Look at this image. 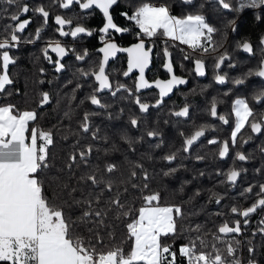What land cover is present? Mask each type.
Segmentation results:
<instances>
[{
	"label": "snow or ice",
	"instance_id": "obj_1",
	"mask_svg": "<svg viewBox=\"0 0 264 264\" xmlns=\"http://www.w3.org/2000/svg\"><path fill=\"white\" fill-rule=\"evenodd\" d=\"M187 6H191L194 0H181ZM207 2V0H206ZM216 5L223 10H231L239 14L245 7V0H213ZM119 0H52V4L63 10H70L74 5L81 10L80 14L69 17L66 14H56L54 17L43 3L30 6L27 0H0V5H7L15 8L8 15L11 23L6 24L0 31V97L11 96L9 87L14 84L9 68L15 65L17 60L10 54L12 49L19 47L21 35L32 23L28 14L38 15L42 18V24L38 26L34 33V38L26 40V43H34L41 39L42 32L49 24L50 18L56 26L55 32L61 38L70 37L76 40L81 35L92 37L94 33L99 34L101 46L97 52L101 54L97 61H93L87 68H78L79 77L87 80L93 79L92 90L85 98L91 105L100 109H106L108 105L102 102V94L105 91L115 96L120 91H125L129 96L134 97V102L139 107L141 113H147L150 107H159L163 104L164 98L169 96L175 88L188 83L186 79L175 74L171 60V53L167 41H178L187 45L193 52L203 55L218 52L223 47V42L215 39L219 29L211 24L200 5V10L191 14L178 17L172 14L171 5L168 3L154 4L150 0H142L129 15L121 12L120 15L130 22H134L138 28L136 33L137 42L130 47L120 46L113 38V33L123 34L130 32L128 27L119 26L115 22V17L110 11L117 6ZM247 6L258 8L264 7V0H247ZM9 7H0V15L9 12ZM99 10L102 14L103 24L98 29L87 27L83 20L92 14L90 10ZM21 17H28L21 19ZM257 19H260L257 16ZM235 20L228 21L227 26L235 31ZM158 35L165 38L163 55L166 62L163 67L169 74L167 80L156 79L149 81L146 79V69L149 68L153 46L146 45V39L152 40ZM260 44L264 45V37H261ZM243 52L254 54V48L250 42H243L237 45ZM51 53L57 59L53 60ZM127 53V68L122 75L128 77L134 70L138 72V79L134 82V89L129 88L124 83L115 82L112 73L108 70L109 61L115 58L118 53ZM74 55L77 61L86 62V58L92 53L88 48L77 50L69 47L61 39H50L46 46L41 49L43 58L54 65L56 73H61L65 69L63 59L69 54ZM189 59V56H185ZM232 56L227 50L219 53L215 62L214 80L219 84L226 83L227 73L221 74L222 66L229 62V68L237 65L232 63ZM205 62L202 58L194 61V71L197 76H205ZM43 75L45 69L41 68ZM245 77L264 78V59L260 61L255 69L249 70ZM40 83H44L43 80ZM51 83V81H49ZM71 83V81H69ZM236 85L246 83L245 78L234 80ZM83 87L77 83L73 89L72 99H75V92ZM155 87L159 91V98L154 105L144 103L139 96L142 89ZM19 94V89H16ZM224 95H231L229 90ZM252 99L258 103H264V90L258 91ZM52 102L49 92H41L37 103L39 108H43ZM84 101H81V104ZM218 101L213 98L208 109L209 115L218 118L223 124H228L229 119L225 115L218 114ZM176 117H189V106L185 104L179 111L172 113ZM231 114L234 115V127L229 139H210L209 144L219 145L218 155L226 158L229 155L230 147L235 148L240 140L246 144L252 140L253 135L264 134V113L258 112L252 104L245 98H237L231 106ZM67 116L68 113H65ZM100 115L99 112L85 111L80 123V130L83 133L91 131V118ZM38 120L36 110H19L16 105L7 103L0 104V264H257L255 260V248L249 247V258L245 262L240 255L241 241L236 237L242 235L243 226L249 224V217L256 213L258 209H264V183L258 186L249 185L244 193H253L254 187H258L257 199L247 208L237 205L230 207V213L238 219H223L215 231L205 233L200 224L190 227L188 232L195 233L181 244L178 251L173 244L166 242L168 237L180 235L179 221L187 218L184 205L181 204H161V194L158 191H151L149 181L151 179L143 163H128L131 168L125 177L123 173L119 176L113 174L120 170L115 163H108L101 170L90 172L81 177L86 186V190L78 187L71 188L64 198V188L61 186L54 198L50 199L46 195L45 181L41 178L44 169L49 164V147L54 143V133L38 128H31L30 140L26 136L29 132L30 122ZM132 127H138V120L133 117L130 120ZM210 126H200L190 135L180 133L183 140V150L189 149L205 136L206 130ZM245 128L250 129L253 135L246 139L242 138ZM97 128L92 132V139H98ZM148 137H158L161 135L156 130L147 131ZM131 149L134 141L126 134L121 136ZM38 140L40 141L38 145ZM156 147H160L157 144ZM115 149V145H113ZM117 151L119 149H116ZM134 150V149H133ZM93 151L92 145L79 150L69 157V168L79 159L87 162ZM264 152V147L261 148ZM176 158V153H170L161 159L171 164ZM148 159H152L151 156ZM203 159V157H197ZM250 157L244 152L236 151L235 160L245 162ZM177 168L170 167L164 171V176H170L177 172ZM244 168H229L224 173L218 175L226 176V182L232 186L237 184L238 178ZM259 171V170H257ZM223 182V181H222ZM187 183V182H185ZM90 184V188L87 186ZM129 189L140 194L142 204L137 208L133 203L125 199ZM81 192L79 198L74 193ZM180 191H183L181 186ZM197 190L193 196L189 197V202L200 196ZM223 197L216 192H211L208 198L209 203L220 204ZM81 209L78 216L72 213L73 208ZM135 214V215H134ZM224 216V213H216ZM109 216L116 220L127 219L126 233L127 240L131 241L126 251L120 245L108 246L105 244L104 235L101 229L108 227L106 221ZM83 230V231H82ZM264 235V219L260 221V227L252 233L253 236ZM107 235L113 238V233ZM211 236V240L207 236Z\"/></svg>",
	"mask_w": 264,
	"mask_h": 264
},
{
	"label": "trees",
	"instance_id": "obj_2",
	"mask_svg": "<svg viewBox=\"0 0 264 264\" xmlns=\"http://www.w3.org/2000/svg\"><path fill=\"white\" fill-rule=\"evenodd\" d=\"M193 6L190 7L192 10L190 14L200 10V6ZM202 11L207 20L219 29L215 36L216 41L224 42L226 39L225 31H229V28L226 27L230 20L227 19L228 15L221 13L219 8L211 6H204ZM172 12L175 13L173 10ZM258 14V11L254 12V16ZM261 14L260 22H256L254 19L253 21L250 16H246L243 21H240L237 30L239 37L264 32V11ZM182 15H185V12L184 14L182 12ZM41 49V44L35 43L30 46L29 50L24 51L20 47V49H15L10 53L17 60L16 64L9 68L10 75L14 80V84L8 89L12 95L0 97V104L11 103L21 111L36 110L38 120L30 122L29 129L35 127L54 133V143L49 147L50 166L44 169L41 174V178L45 181L46 195L50 199L54 198L61 186H67L64 188V198H68L66 194L73 187L86 190L81 177L97 168L102 170L108 163L117 164L120 170L113 174L114 176L123 173L125 177L131 168L128 163L129 160L143 163L151 177L149 181L150 190L160 192L162 205L182 203L186 214L195 213L178 222L180 235L166 238V242L173 244L177 251L190 235H195V233L190 234L188 232L190 227L200 224L203 232H213L223 219L239 218L231 215L229 211L231 206L237 205L241 208H247L257 199L258 187H254L253 193H244V190L250 184L258 186L264 183V152H261V148L264 146H245L244 148L233 149V151L230 149L229 155L221 161L216 159V150L212 149V146H202L201 149H197L195 146L188 153L183 152L182 146L156 147L135 146L133 144L130 149L128 143L121 139V136L126 134L135 143L138 134L137 130L135 131L131 126L125 125L124 120H122L128 113L136 110L130 105V101H126L124 96L120 94L111 98H109L110 94L108 93L100 94L102 102L108 107L106 109L91 107L88 100L85 99L92 90L91 79L85 80L79 77L77 71L67 66L61 73H56L55 70L46 65ZM170 53L174 63L183 62L185 56L192 55L188 52H184V55L177 47L176 50L171 49ZM41 68L45 69L43 75L39 71ZM41 80L44 83H40ZM77 83L83 84V87L75 92L76 98L72 99L73 89ZM16 89H19V94L16 93ZM203 90L206 92V99L202 101L200 98L196 105H192V110H207L208 101L211 102L214 97V90L208 86H204ZM45 91L50 93L52 102L43 108H39L37 103L40 99V93ZM81 101L84 103L81 104ZM158 109L167 110L165 107ZM85 111L100 113V115L91 118L92 127L89 133H83L79 127ZM120 112L123 114L120 115ZM65 113L68 115L66 116ZM97 128L99 129L97 133L99 138L93 140L92 132H95ZM39 143L38 140V145ZM88 145H92L93 151L87 162H81L78 159L69 168V157ZM113 145H115V149ZM236 151L244 152L250 159L247 162H237L234 157ZM173 152L176 153V158L171 164L161 159ZM149 156L152 157L151 160L148 159ZM197 157H203V159H197ZM233 166L247 170L241 174L235 186L226 184L224 175H218L221 172L226 173ZM170 167L177 168V172L170 176H164L163 172L168 171ZM181 186H183L182 192L180 191ZM87 188H90V184ZM197 190L200 191V196L189 202V197L193 196ZM211 192H216L223 197L220 204L208 202ZM73 195L79 198L81 192L77 191ZM125 199L137 208L142 204L140 194L131 189H129ZM80 211L81 209L74 207L72 213L74 216H78ZM216 213H224L225 215L222 217ZM248 219L250 222L246 227L242 224V235L236 237L241 241V258L244 261L248 259V248L253 247L256 250L254 256L257 264H264V235H260L258 232L257 235H252L260 227V221L264 219V209H258ZM127 222V219L116 220L112 216L107 218L108 227L101 229L106 245H120L126 251L128 250L131 241L127 240L125 227ZM108 232L113 233V238L107 235ZM207 239L211 240V236L208 235ZM180 264H184L183 260L180 261Z\"/></svg>",
	"mask_w": 264,
	"mask_h": 264
},
{
	"label": "flooded vegetation",
	"instance_id": "obj_3",
	"mask_svg": "<svg viewBox=\"0 0 264 264\" xmlns=\"http://www.w3.org/2000/svg\"><path fill=\"white\" fill-rule=\"evenodd\" d=\"M27 2L30 4V6L43 3L53 17L56 14H66L67 16L71 17L74 14L81 13V10L76 5H74L70 10H63L56 5H53L52 0H27ZM141 2L142 0H119L118 5L114 6V8L110 10L115 17V22L119 26L128 27L131 29L130 32L123 34L113 33V38L122 47H130L132 44L137 42L136 33L138 32V28L135 26L134 22L126 20L120 15V13L127 12L129 15H131ZM150 2L157 5L164 3L170 4L171 12L172 10L175 11V13L178 14V17L182 16V12L183 14L185 12V15L190 14L192 11L190 7L193 5L200 6L202 3L204 6L219 8L216 3L213 2V0H207V2L206 0H194L191 6L183 4L181 0H150ZM233 4L236 6V0H233ZM0 7L9 6L0 5ZM219 10L221 13H226L228 15L227 19L236 21V30L232 31V27L227 26L229 31H225L226 39L223 42V47L220 48L218 52L203 55L201 57L199 52H193L188 48L187 45H183L178 41H167L169 51L171 49L176 50L177 47V49L181 50L183 54L184 52L192 54L189 55V59H184L183 62H172L175 74L186 79L188 83L178 86L169 96L164 98L163 104L159 107H165L167 110H159V107H150L147 113H141L139 111L138 105H136L134 102V97L129 96L128 93L123 90L116 94L123 95L125 100H129L130 105L136 109L133 112L128 113L126 117L124 116V118H122V120H124V124L127 126H131V118L135 117L138 120V127L131 126L135 131H138L134 143L135 146H156L157 144H160V146H182L183 150L184 137H182L180 133L183 132L187 136L192 134L195 130H198L200 126L208 125L210 127L206 130L205 136L194 143L191 148L196 146L197 149H201L202 146H212V149L216 150L215 157L218 160L217 156L220 146L217 144H209L208 141L213 138L221 141L229 139L231 131L234 127V115L231 114V106L234 100L237 98L246 97L250 104H252V106L258 112L264 113V103H258L252 99V97L258 91L264 90V78L245 77V74L248 73L249 70L255 69L260 61L264 59V45L260 44V39L261 37H264V32L260 34L256 33V35L253 33L252 36L243 35L239 37V33L237 31L240 21H243L246 16H250L252 20L254 19L256 22H260L262 19L261 12L264 11V7L253 8L247 6V0H245V7L239 12V14L231 10H223L221 8H219ZM12 11H15V8L9 7L8 13L0 15V31H2L6 24L11 23V21L8 19V15ZM90 11L92 14L83 20V23L89 28L98 29L103 24L102 14L99 12V10L93 9ZM256 11H258L259 14L254 16V12L256 13ZM175 13L172 12V14L176 15ZM257 16H259L260 19H257ZM28 17H31L32 23L26 28L24 33L20 34L21 43L16 49H20V47H22L24 51L29 50L30 46L35 43L41 44L43 48L50 39H61L62 42L67 46L75 47L77 50H82L85 47L88 48L92 55L86 58V62L77 61L74 55L71 53L63 59L62 63L75 71H77L78 68H87L89 64H91L93 61H97L100 58L101 54L97 52V49L101 46L99 43L98 33H94L92 37L81 35V37L76 40H73L70 37L61 38L58 36V34H56V26L52 23L51 18L49 20L48 26L42 32L41 39L35 41L34 43H26V40L34 38L36 28L42 24V18L40 16L33 15L30 12ZM28 17H21V19H26ZM164 41L165 38L162 35H158L152 40L146 39V45L153 46L151 62L145 73L146 79H148L150 82L156 79L167 80L169 78V74L163 67L164 63L166 62V58L164 57L162 51L165 47ZM245 41L252 44L254 48V54L245 53L242 51V49L237 48L238 44H242ZM174 45L176 46L174 47ZM13 50L15 49H12L11 52ZM225 50H227L232 56L231 62L235 63L237 66L235 68H229L227 66L229 62H225V65L222 66L221 74L227 73L228 79L226 80V83L219 84L214 80V75L217 72L215 69V62L219 53H222ZM50 55L52 56L53 60L57 59L54 53L50 52ZM127 58V53H118L115 58H112L109 61L108 70L112 73V79L115 82L124 83L129 88L134 89V82L138 79V72L134 70L128 77H124L122 75L123 71L127 68ZM198 58H202L206 65V74L203 77L197 76L194 71V61ZM46 65L51 67L52 70H55L53 64H49L46 61ZM237 78H245L246 83L243 85H236L234 80ZM88 79H91V82L94 83L92 78ZM204 86L213 88V98H216L218 101H223V103H218V114L227 116L229 119L228 124H223L218 118H213L209 115L208 109L210 107V101H208V108L206 111L200 109H191L192 105H196V102L200 98L202 101L206 99V92L203 90ZM229 90L231 91V95H224ZM107 93L110 94L109 98L113 96L108 91H105L102 94ZM135 95L139 96L142 102L154 105L159 98V91L155 87H152L148 89H142L139 93H135ZM185 104L189 106V117H176L172 114L173 112L179 111L181 108H183ZM89 105L93 108H98L94 107L90 103ZM121 114L123 113L120 112V115ZM149 130H156L161 133V135L150 138L146 135L147 131ZM249 135L253 134L250 132V129L245 128L242 132V138L246 139ZM245 146H264V134L258 136L253 135L252 140L246 144L242 143V140H240L235 148L230 147V149L233 151V149H238L239 147L244 148Z\"/></svg>",
	"mask_w": 264,
	"mask_h": 264
},
{
	"label": "water",
	"instance_id": "obj_4",
	"mask_svg": "<svg viewBox=\"0 0 264 264\" xmlns=\"http://www.w3.org/2000/svg\"><path fill=\"white\" fill-rule=\"evenodd\" d=\"M89 103H90V102H89ZM94 107H97V106H94ZM184 152H185V151H184ZM185 153H186V152H185ZM217 158H218V160H223V159H224V158H223V159L220 158L219 155L217 156ZM225 183L228 184V183L226 182V178H225Z\"/></svg>",
	"mask_w": 264,
	"mask_h": 264
},
{
	"label": "crops",
	"instance_id": "obj_5",
	"mask_svg": "<svg viewBox=\"0 0 264 264\" xmlns=\"http://www.w3.org/2000/svg\"><path fill=\"white\" fill-rule=\"evenodd\" d=\"M31 130V129H30ZM29 130V132L28 133H26V136H28L29 137V140H30V135H31V131Z\"/></svg>",
	"mask_w": 264,
	"mask_h": 264
},
{
	"label": "rangeland",
	"instance_id": "obj_6",
	"mask_svg": "<svg viewBox=\"0 0 264 264\" xmlns=\"http://www.w3.org/2000/svg\"><path fill=\"white\" fill-rule=\"evenodd\" d=\"M31 128H33V127H31ZM31 128H30V129H31ZM30 129H29V130H30ZM245 261H247V259H246Z\"/></svg>",
	"mask_w": 264,
	"mask_h": 264
}]
</instances>
